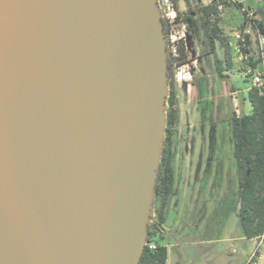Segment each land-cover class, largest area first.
I'll use <instances>...</instances> for the list:
<instances>
[{
	"label": "water",
	"instance_id": "1",
	"mask_svg": "<svg viewBox=\"0 0 264 264\" xmlns=\"http://www.w3.org/2000/svg\"><path fill=\"white\" fill-rule=\"evenodd\" d=\"M169 73L156 0H0V264H139Z\"/></svg>",
	"mask_w": 264,
	"mask_h": 264
},
{
	"label": "rangeland",
	"instance_id": "2",
	"mask_svg": "<svg viewBox=\"0 0 264 264\" xmlns=\"http://www.w3.org/2000/svg\"><path fill=\"white\" fill-rule=\"evenodd\" d=\"M186 2L182 6L190 8ZM247 3L258 8L264 5V0H247ZM221 19L222 34H229L235 44L232 33L244 20L242 11L236 5H229L221 11ZM195 36L192 38L194 46L189 47L190 56L196 48H201V44L204 52L210 49L202 26H195ZM187 37L190 40V36ZM219 46L217 54H204L202 58L210 63L201 65L200 74L196 72L198 64L194 61L185 70L182 66L177 67L174 74L173 83L178 93L174 145L182 144L184 137L192 133L194 157L207 161L208 183L206 188L202 187L205 188L202 198L206 196L207 219L201 222L194 216L199 213V189L196 187L197 200L187 201L182 195V178L179 177V194L174 198V204H182L183 212L192 215L184 218V229L178 228L181 232H173L177 239L168 237L176 244L171 247V264H264V257L251 259L257 240L245 236L237 209L239 186L231 118L235 114L251 112L250 81H244L238 74H228V71L223 76L218 72L217 61L223 57L220 42ZM230 54L236 58L233 46ZM161 203L160 197L154 199L152 221L159 216Z\"/></svg>",
	"mask_w": 264,
	"mask_h": 264
},
{
	"label": "trees",
	"instance_id": "3",
	"mask_svg": "<svg viewBox=\"0 0 264 264\" xmlns=\"http://www.w3.org/2000/svg\"><path fill=\"white\" fill-rule=\"evenodd\" d=\"M192 5L191 0H187ZM231 3L221 1L210 6H197L188 8L183 21L187 23V31L190 38L195 36V26H202L207 35L209 45L214 48L221 33V7L225 8ZM258 13L261 16L259 26L264 32V5L259 6ZM163 20L168 45L170 40L171 25ZM223 39V38H222ZM189 42V41H188ZM226 44V61L231 65L230 48ZM194 57L189 55L187 40H181L178 46V55H172L168 47V62L170 65L169 97L167 99V118L165 127V139L160 160V168L155 185V196L162 198V210L159 220L151 222L148 226V235L156 233L155 230L165 220L168 198L173 191L174 169L172 165V146L174 127L178 116V96L174 86V74L177 67L190 64ZM222 62L218 59L217 70L223 76ZM248 98L251 103V112L244 115L235 114L231 118L232 134L234 141V157L237 167L238 179V216L241 221L245 236L256 238L264 233V89H250ZM162 236V235H160ZM168 248L158 242L157 248L145 247L139 264H167ZM253 264V263H249Z\"/></svg>",
	"mask_w": 264,
	"mask_h": 264
},
{
	"label": "built area",
	"instance_id": "4",
	"mask_svg": "<svg viewBox=\"0 0 264 264\" xmlns=\"http://www.w3.org/2000/svg\"><path fill=\"white\" fill-rule=\"evenodd\" d=\"M226 1L236 5L243 13V22L232 33L235 44H232L231 36L225 37L230 51L234 47L236 58L231 54L232 65L228 68V74H238L244 81H250V89H264V32L259 26L261 16L256 7L247 3V0H191L192 7L210 6L214 3ZM160 9L162 19H165L170 25L169 49L172 55H178V46L181 40L188 39L187 23L183 21L188 12V7H183L182 3L186 0H156ZM179 27V28H177ZM177 28V29H176ZM190 64L182 65V69L189 68ZM230 70V71H229ZM190 74V71L188 72ZM257 240L256 248L252 253V258L264 257V233L255 238ZM159 236L156 233L147 236L146 246L150 249L157 248ZM145 246V247H146Z\"/></svg>",
	"mask_w": 264,
	"mask_h": 264
},
{
	"label": "crops",
	"instance_id": "5",
	"mask_svg": "<svg viewBox=\"0 0 264 264\" xmlns=\"http://www.w3.org/2000/svg\"><path fill=\"white\" fill-rule=\"evenodd\" d=\"M223 9L224 8L221 7L220 16H221V11ZM220 27H221V25H220ZM221 29H222V27H221ZM219 35L223 39H225V37H223V35H222V30H221V33ZM194 38H196V36H194ZM222 38L217 39L214 48H212L210 46V49L208 51H205V52L202 49V46H203L202 44H201L200 49H197V48L195 49V47H194L195 51H194L192 57L195 58L194 62H196L198 64L196 72H198L200 74L201 65L208 63V61H206L204 58H202L205 53L214 52L215 54H217L218 47H220L219 42L221 43V50L223 52V57H222V59H220V58H218V59L223 61L222 62L223 73L228 71V68L232 65V63L228 67V66H226L228 63L224 62V61H226V49H225L226 44L221 42L223 40ZM193 39L190 38L191 43H190L189 39L187 40L188 48L194 46L192 43ZM222 43L224 44L223 46H222ZM217 63H218V61H217ZM199 125H200V123H199ZM192 137H193L192 133L187 135V137H184L182 144L181 143L179 145L175 144L174 148H173V165H174V171H175L174 193L169 198L168 208H167V212H166V219L162 225L163 234L158 240V242L160 244L166 245L168 248L167 264H171V250H172L171 247L176 245L174 243H171L168 240V237L173 236L175 239H177L178 237L174 236L173 232H175L174 234H178L179 232H181V231H179L178 228L184 229V225H185L184 218H189L192 215V213H184L183 212L184 207L182 204H179L176 206L174 204V198L176 196H178V194H179V191L177 190V183L179 181V177L182 178V186H183L182 195L184 198H186L187 201H189V199L190 200L194 199L195 196H198V193L196 192V187H198L199 197H200V202L198 205L199 213H194V216H196V217L198 216V218L200 219L201 222H202V220L207 219L206 196H204L202 198V193L204 192V190L207 186V183H208L207 161L202 162L201 159L197 160V158L194 157L196 155V150L194 148V145H192V143H191ZM202 187H205V188L202 189ZM194 200H197V199L195 198ZM202 210L204 213H202ZM251 239H255V238H251Z\"/></svg>",
	"mask_w": 264,
	"mask_h": 264
},
{
	"label": "flooded vegetation",
	"instance_id": "6",
	"mask_svg": "<svg viewBox=\"0 0 264 264\" xmlns=\"http://www.w3.org/2000/svg\"><path fill=\"white\" fill-rule=\"evenodd\" d=\"M177 118H178V116H177ZM176 124H177V120H176ZM176 124H175V126H176ZM174 132H175V127H174ZM173 148H174V134H173V146H172V153H173ZM172 165H173V154H172ZM173 169H174V165H173ZM174 176H175V171H174ZM174 184H175V179H174ZM174 193V185H173V191H172V193H171V195ZM170 195V196H171ZM170 196H169V198H170ZM156 197H159V196H155V198ZM161 198V197H160ZM169 198H168V203H169ZM161 200H162V198H161ZM239 202V201H238ZM238 207L239 206H237V209H238ZM167 208H168V204H167ZM167 208H166V212H167ZM161 210H162V203H161ZM161 210H160V213H161ZM155 216V215H154ZM159 217H160V214H159V216L155 219V221L153 220V222H156V221H158L159 220ZM165 219H166V213H165ZM152 222V221H151ZM164 222H165V220H164ZM163 222V223H164ZM163 223L159 226V228L157 229V230H155V232H156V234L159 236V238L161 237L160 235H162L163 234V229H162V225H163Z\"/></svg>",
	"mask_w": 264,
	"mask_h": 264
}]
</instances>
